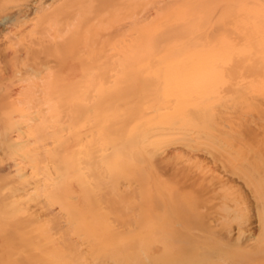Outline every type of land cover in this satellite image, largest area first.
I'll return each instance as SVG.
<instances>
[{"label": "bare ground", "instance_id": "bare-ground-1", "mask_svg": "<svg viewBox=\"0 0 264 264\" xmlns=\"http://www.w3.org/2000/svg\"><path fill=\"white\" fill-rule=\"evenodd\" d=\"M1 67L0 264L264 261V0H0Z\"/></svg>", "mask_w": 264, "mask_h": 264}, {"label": "rangeland", "instance_id": "rangeland-1", "mask_svg": "<svg viewBox=\"0 0 264 264\" xmlns=\"http://www.w3.org/2000/svg\"><path fill=\"white\" fill-rule=\"evenodd\" d=\"M48 3H46L45 5H47ZM2 72H3V75H4V82L6 81V79H7V76H8V74H7V69L5 68V67H1V70H0V74H2ZM5 76H6V78H5ZM9 77V76H8ZM247 122V123H246ZM245 123L247 124H244V126H240V128H239V131H241L240 129H243L244 131L243 132H247V130H248V132L247 133H250V135L251 136H256L257 137V139L258 140H260V138H262V141H263V139H264V121H257V120H255V119H250V120H248V121H245ZM250 125V126H249ZM238 129V128H237ZM236 129V130H237ZM242 132V131H241ZM242 132V133H243ZM244 134V133H243ZM242 134V135H243ZM244 135H247L248 136V134H244ZM243 135V136H244ZM245 137V136H244ZM262 141H259V142H262ZM205 167H208V166H210V167H208L209 169H214V170H217L218 169V167H217V165H216V163L215 164H211V162L208 160V161H206L205 162ZM217 168V169H216ZM228 179L230 178V177H227ZM227 178H226V180H227ZM230 180V179H229ZM229 180H227V181H229ZM231 180H233V181H231ZM231 182H233V183H230V184H232L233 186V190L237 193V195H240V196H245L244 198H246L247 197V194H246V189H245V187L242 185V183H240L241 181H239L238 182V179H236V178H233V177H231ZM237 185V186H236ZM237 190V191H236ZM244 192H242V191ZM241 192V194H239ZM247 199V198H246ZM247 206H248V203H247ZM251 213H253L252 211H251ZM249 215L250 216H248V218H247V221H246V237H252V235H255V230H256V224H255V221H254V216H253V214H250V212H249ZM233 227H234V225H233ZM204 241H203V239H199V240H196V241H194L193 242V247H192V250L191 251H196V252H203V253H206V252H208L207 250H204L203 248L204 247H206V242L204 243ZM209 244H210V242H209ZM210 249V248H209ZM1 252V251H0ZM210 253V252H209ZM208 253V254H209ZM1 254V253H0ZM1 256V255H0ZM212 258H215V260H217L216 262H215V264H223L222 263V261L223 260H231L230 262H232V260H234V261H237L238 259L236 258V257H231L228 253H226V252H224V251H218V250H216L215 252H213V255H210ZM182 256L181 255H172L169 259H170V262H173V263H177L178 261H180L182 258H181ZM239 261V260H238ZM237 261V262H238ZM237 262H236V264H237ZM232 264V263H231ZM238 264H243L242 262L240 263H238ZM261 264H264V261H261Z\"/></svg>", "mask_w": 264, "mask_h": 264}]
</instances>
